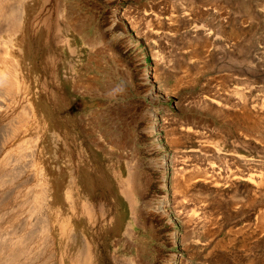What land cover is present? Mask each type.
<instances>
[{"label":"rangeland","instance_id":"1","mask_svg":"<svg viewBox=\"0 0 264 264\" xmlns=\"http://www.w3.org/2000/svg\"><path fill=\"white\" fill-rule=\"evenodd\" d=\"M0 11V264H264V0Z\"/></svg>","mask_w":264,"mask_h":264},{"label":"bare ground","instance_id":"2","mask_svg":"<svg viewBox=\"0 0 264 264\" xmlns=\"http://www.w3.org/2000/svg\"><path fill=\"white\" fill-rule=\"evenodd\" d=\"M10 1H11V0H10ZM16 1H17V0H16ZM16 3H17V2H16ZM9 5H10V3H9ZM9 5H8V4H7V6L5 5V6H4L5 9H6ZM1 7H2V5H1ZM14 8H15V7H14ZM7 9H8V8H7ZM7 9H6V11H7ZM12 10H14V9H12ZM9 11H10V9H9ZM17 11H18V10H16V12H17ZM0 12H1V11H0ZM12 12H13V11H12ZM16 12H15V14H17ZM4 13H5V11H4ZM19 13H20V12H19ZM2 14H3V12L1 13V15H2ZM6 14H7V13H6ZM19 15H20V14H19ZM2 16H4V15H2ZM6 16H7V15H6ZM12 17H13V16H12ZM6 18H7V17H6ZM6 18H5V19H6ZM9 19H10V21H9V20H8V21H9L10 23L7 22V23H9L7 26L10 27V24L12 25V22H14L15 20H13V18H9ZM15 19H17V17H16ZM2 20H3V19H2ZM11 20H13V21L11 22ZM16 21H17V20H16ZM16 21H15V22H16ZM1 22H2V21H1ZM3 22H5V21L3 20ZM3 22H2V23H3ZM13 24H15V23H13ZM5 25H6L5 23L2 24V26H5ZM2 26H0V28H3ZM14 26H16V25H14ZM11 28H12V27H11ZM11 28H10V29H11ZM13 28H14V27H13ZM4 29H5V28H4ZM4 29H2V30H4ZM0 30H1V29H0ZM2 30H1V32H2ZM1 32H0V33H1ZM0 45H1V44H0ZM5 50H6V49H5ZM3 51H4V50H3ZM0 52H1V51H0ZM4 52H5V51H4ZM5 56H7V55H5ZM2 57H3V56H2ZM6 58H7V57H6ZM0 59H1L0 61H2L1 55H0ZM4 59H5V57H4ZM7 59H8V58H7ZM10 59H12V58H10ZM1 63H2V62H1ZM12 65H13V64H12ZM13 66H14V65H13ZM1 70H2V69H1ZM14 70H15V69H14ZM12 71H13V70H12ZM13 74H14V73H13ZM10 75H11V74H10ZM11 76H12V75H11ZM3 78H4V77H3ZM12 78H13V77H12ZM0 79H1V78H0ZM2 80H3V79L0 80V81H1V82H0L1 85H3L2 83H4L3 81H4L5 79H4L3 81H2ZM8 81H10V80H8ZM8 81L6 80L5 83L8 82ZM5 83H4V84H5ZM9 83H10V82H8V84H7V83H6V84L9 86V85H10ZM12 84L14 85V83H12ZM7 85H6V86H7ZM10 86H11V85H10ZM10 86H9V88H10ZM10 89H11V88H10ZM13 89H14V86H13ZM11 91H12V90H11ZM13 131H15V130H13ZM15 132H16V131H15ZM11 134H12V133H11ZM7 164H8V163H7ZM5 165H6V164H5ZM208 169H209V168H208ZM204 171H205V170H204ZM179 172H180V171H179ZM184 172H185V171H184ZM206 172H207V170H206ZM206 172H204V173H206ZM204 173H202V175H204V179H205V178L207 177L206 175H208V174H204ZM2 174H3V173H2ZM12 174H13V173H12ZM186 174H188V173H186ZM191 174H192V173H191ZM191 174H190V175H191ZM199 174H200V172H199ZM17 175H18V174H17ZM131 175H132V174H131ZM202 175H200V176H202ZM31 176H32V175H31ZM128 176H129V175H128ZM192 176H193V175H192ZM197 176H199V175H197ZM210 176H213V175H210ZM210 176L208 175V177H210ZM5 177H6V176H5ZM177 177H178V176H177ZM194 177H195V176H194ZM130 178H131V176H130ZM130 178H129V179H130ZM199 178H200V177H199ZM214 178H215V177H214ZM31 179H32V178H31ZM206 179H207V178H206ZM206 179H205V180H206ZM210 179H212V178H210ZM130 180H131V179H130ZM207 180H208V179H207ZM7 181H8V180H7ZM120 181H121V180H120ZM121 182H122V181H121ZM127 183H128V181H127ZM120 184H122V183H119V185H120ZM137 184H138V183H137ZM5 185H6V184H5ZM23 185H25V184H23ZM135 185H136V184H135ZM135 185L132 184V182H131V183H128V184H126V183H123V184H122V191H123V193H124L126 196H128V197L130 198V201H131L130 203H132L131 206H133V207H134V203H133V200H132L131 195H132V194L134 193V191L136 190ZM120 186H121V185H120ZM3 187H4V186H3ZM31 187H32V186H31ZM120 189H121V187H120ZM7 190H8V189H7ZM13 190H14V189H13ZM19 190H20V189H19ZM136 191H137V190H136ZM9 192H10V191L8 190L7 193H9ZM37 192H38V191H37ZM39 192H42V191L39 190ZM137 192H138V191H137ZM2 194H3V193H2ZM42 194H43V193H42ZM134 194H135V193H134ZM5 196H6V195H5ZM8 196H10V195H8ZM8 196H7V198H8ZM37 196H38V195H37ZM70 196H71V195H70ZM126 196H125V197H126ZM3 197H4V196H3ZM136 197H137V196H136ZM35 198H36V197H35ZM70 198H71V197H70ZM2 199H3V198H2ZM6 200H7V199H6ZM70 200H71V199H70ZM127 200H128V199H127ZM71 201H72V200H71ZM128 202H129V200H128ZM101 203H102V202H101ZM31 205H32V204H31ZM115 208H116V206H115ZM118 208H119V207H118ZM132 210H133V209H132ZM135 214H136V213H135ZM1 218H2V217H1ZM86 219H87V218H86ZM86 221H87V224H88L89 226L92 225V221H91V219H87ZM19 223H20V222H19ZM7 224H8V223H7ZM24 225H25V224H24ZM31 225H32V224H31ZM89 226H88V227H89ZM32 227H33V226H32ZM67 229H68V228H67ZM71 230H72V229H71ZM67 231H68V230H67ZM69 231H70V230H69ZM66 233L69 234V232H66ZM34 235H35V234H34ZM37 236H38V235H37ZM78 236H79V235H78ZM28 238H29V237H28ZM78 238H79V237H78ZM25 239H26V238H24L23 240L25 241ZM71 239H72V238H71ZM62 240H63V238H62ZM49 242H50V241H49ZM83 242H84V240H83ZM23 243H24V242H23ZM24 244H25V243H24ZM60 244H61V243H60ZM22 245H23V244H22ZM24 246H25V245H24ZM61 246H62V245H61ZM65 246H66V245H65ZM82 246H84V245H82ZM85 246H86V245H85ZM89 249H90V248H89ZM20 250H21V249H20ZM23 250H24V248H23ZM64 251H65V250H64ZM67 252H69V250H68ZM74 252H75V251H74ZM74 252H73V253H74ZM78 252H79V251H78ZM90 252H91V251H90ZM90 252L87 250V246H86V250L83 249L82 251H80V252L75 256V258H74V256H73V258H74V260H75L77 263L91 264V262H90V261H91ZM92 252H93V251H92ZM92 252H91V253H92ZM16 254H17V256L19 255L18 253H16ZM67 254H68V253H67ZM67 254H66V255H67ZM61 255H62V254H61ZM63 255H64V254H63ZM63 255H62V256H63ZM69 255H70V254H69ZM71 255H72V254H71ZM19 256H21V255H19ZM69 257H70V256H69ZM12 258H13L14 260L11 259L10 261H12V260H13V261H17V260H15V259H16V255H14V257H12ZM60 258H61V257H60ZM71 259H72V258H71ZM71 259H70V261L73 262V261H72L73 259H72V260H71ZM96 259H97V258H96ZM66 260H67V259H66ZM119 260H120V259H119ZM139 260H140V259H139ZM68 261H69V260H68ZM60 262H61V261H60ZM66 263H67V262H66ZM73 263H74V262H73ZM60 264H61V263H60ZM70 264H71V263H70ZM135 264H136V263H135Z\"/></svg>","mask_w":264,"mask_h":264}]
</instances>
